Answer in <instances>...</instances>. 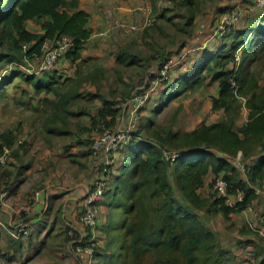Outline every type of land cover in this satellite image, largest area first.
Wrapping results in <instances>:
<instances>
[{"label": "trees", "instance_id": "trees-1", "mask_svg": "<svg viewBox=\"0 0 264 264\" xmlns=\"http://www.w3.org/2000/svg\"><path fill=\"white\" fill-rule=\"evenodd\" d=\"M193 1L171 0V5L189 6L193 21ZM167 16L166 13L156 14V24L163 27L173 24ZM251 16L254 18L250 19ZM251 16L243 20L247 22L244 29L236 27L224 36L233 34L229 48L225 45L214 52L207 51L190 74L176 81L171 77L152 94L166 102L162 105L166 106L183 93L199 91L210 80L218 87V96L211 99L212 110L223 111L225 118L211 124L204 121L189 132L153 130L155 125L143 123L144 118H141L137 137L119 152L123 155L121 166L112 165L107 173L108 187L100 204L107 212L96 229L93 264H236V257L222 248L204 218L221 214L229 220L232 213L247 209L256 198L250 185L264 177V157L261 158L264 156V84L261 85L254 69L251 70L258 64L264 66V11L257 10ZM90 19L91 14L80 9L79 0H0V69L5 65L13 66L8 75L0 76V99L5 98L7 88L16 78L31 83L40 78L25 73L20 66L25 65L26 56L32 58L40 54L46 40L69 36L75 45L63 59L78 61L92 35L87 29ZM31 21L40 32L28 27ZM257 22L259 25L255 26ZM156 24L151 31L162 30L161 26L156 28ZM240 48L244 50L238 63L236 52ZM181 50L174 52L175 55L181 56ZM124 56L125 52L118 54L117 61L123 63ZM150 77L154 78V74ZM233 77L240 85V97L245 99L244 105L249 111L248 120L241 126L238 121L243 102L233 94ZM36 85L43 87L41 81ZM178 87L182 91L179 89L175 96H169L170 91ZM46 89L57 90L52 85ZM67 104L68 99L61 96L59 107ZM116 105L114 99L105 100L94 117V125L102 120L116 127L120 116ZM143 110L147 112L146 107ZM15 141L11 131L0 134V148L12 147ZM166 147L181 149L176 163L165 160L163 150H171ZM239 153L243 155L244 171L234 164ZM253 155L259 158L249 161ZM12 157L13 153L8 164ZM2 167L0 165V171ZM218 177L228 182L231 195L237 191L243 193L244 200L238 202L235 209L213 191ZM207 178L210 181L208 189L204 190ZM4 186L12 193L11 184H2L0 178V190L5 189ZM122 197L124 202L120 201ZM114 207L121 209L117 226L119 237L116 248L110 251L108 239ZM90 235L91 232L87 237ZM65 236L68 242L73 239L69 229ZM7 258L10 261L16 259V255L10 253ZM69 262H76L71 255ZM260 264H264V260Z\"/></svg>", "mask_w": 264, "mask_h": 264}, {"label": "crops", "instance_id": "crops-1", "mask_svg": "<svg viewBox=\"0 0 264 264\" xmlns=\"http://www.w3.org/2000/svg\"><path fill=\"white\" fill-rule=\"evenodd\" d=\"M245 1V4L248 5L252 3L253 0H244V2ZM85 2H89V4H85ZM91 3L90 0H84V3L83 0H79L80 9L91 14L87 29L92 31L91 37L88 39L81 52V58L75 62L68 58L62 60L65 65L67 63H72L73 67L79 66V68L77 67V72H75V69H71V72L74 71V73H76L74 77H65L67 79L66 83L70 82L71 84L72 78H78V83L76 85L71 84L69 85L70 87L66 86L67 89H64L63 87L66 79H63L64 73L61 71V66L58 67V71H54L51 78L47 79V81L43 80V78H47V76L40 77L43 86L40 88L37 87L36 81L35 83H31L24 79L16 78L7 88L5 98L0 99L1 123L8 117L2 112V107H4L6 103L10 105V102L6 101L8 93L21 86L24 88L21 96L24 94L29 95L26 99L27 105L23 103L24 100L20 101L19 97L17 105H10L9 108L14 110V108L19 105L22 107V105L25 104L26 107L31 108L30 114H33V111H38L37 114H40L38 117L42 119L43 122V130L37 129L39 135H35V131L34 133L31 132L33 131L32 126L29 128V126H21L20 123L15 125L14 128H9L7 131L3 129V132H13L16 141L15 144L10 147L13 157L8 164L9 166L2 167L0 171L2 184L9 183L11 187H13L12 193L9 192L6 199V205L0 208V248L5 251L7 250L8 253L17 251L18 259H22L23 255L27 253H35V249H32L33 246L36 245L39 247L40 244L43 245L44 242L42 240L51 235V228L59 225L60 227L66 226L65 229H69L70 226H75V224H77L78 215L82 209V200L89 187L92 185V182L101 174L104 167V161L94 157L89 151L90 149L86 146L88 142L86 139H89L95 126V115L101 110L105 100H113L103 99L101 95H96V93H89L90 101H94L95 103L91 104L90 107L83 108L85 101L83 91L89 90L86 88H90V86L98 87L97 83L103 78L99 77L97 72L108 67V64L105 63L104 66L101 65L102 68L96 70L97 72L93 70L92 72H86L84 74L80 67L81 63L91 65L92 60L94 62L98 60L97 57H102L104 55L96 51L99 49L96 44H98V46L103 45L106 50L108 48V44H106L105 41L101 44L100 34L97 36L98 30H103V27L106 26L107 18H102L100 11L97 15L96 12L98 10L96 6ZM179 8H184V6H179ZM223 10L224 9L220 10V12ZM121 15L125 16L123 13H121ZM198 17L199 13L196 12L195 21L198 20ZM168 18L170 19L171 17L168 15ZM246 23V21H243L237 28L244 29ZM28 27L37 32L41 30L36 26V23L32 21L29 22ZM147 35L148 33L145 36ZM213 41L214 40H209V37H205V40L198 41L200 42L199 44L191 45V47H182L181 53L182 55L184 54V58L187 57V59L181 64L183 66L182 69L179 70L181 73L179 74L178 69L173 73V81L180 79L183 75L190 74L195 64L206 56V51L211 50L210 52H214L224 47L222 40ZM209 44L212 46H209ZM189 54H192V61L188 58ZM124 57L126 59L127 56ZM125 61H123V63ZM131 62H134V60L129 63ZM129 63L127 62L126 64L129 65ZM91 76L95 79L93 81L94 85L93 82L91 83ZM263 84L264 83L261 82V85ZM48 85L54 86L57 90L51 91L46 89ZM203 93L207 95L204 96ZM195 95L196 98L200 97L201 100L203 98L206 99V106L204 105L202 109L207 114V119H202L200 123L197 121L199 123H197L198 125L204 121L207 124H211L225 118V113L223 111L212 110L211 99L212 97L218 96L217 84L210 89L205 88ZM61 96L65 98L66 101L68 99V104L63 107H59V98ZM155 96L156 95H153L151 98ZM244 103L245 102H243L241 115L238 121L239 126L248 120L249 111ZM47 113L49 114L45 116ZM42 115H44L45 120L42 118ZM77 126H79V128H77ZM15 128L18 129L19 134L22 135L23 133L25 137L27 136V141L22 142L19 140L20 142H17L18 131L14 130ZM240 154L239 162L240 165L244 167L243 155L242 153ZM120 155L119 153L117 154V158L113 165H116L122 159L123 155ZM262 157L264 156H261V158ZM236 158L234 159V164L238 167L236 165ZM258 158V155H253L249 158V161ZM108 167L110 168L112 165ZM238 168L241 169L240 167ZM245 175L246 173H244V178H246ZM209 181L210 178H207V185L204 190L208 189ZM250 187L254 190L256 198L247 209L232 213L229 220L221 214L204 218L205 222L216 233L222 248L231 251L236 257V264H260L264 260V221L262 220V215H264V177L258 179L254 184H251ZM3 190H7V188L5 187ZM34 191H42V195L38 205L32 208L31 211L25 215L26 217H24V219L31 224L30 234L28 237H16L18 218L13 212L14 208H19L26 204L27 199ZM106 212V207L100 208V221L103 219ZM25 240H28V242ZM27 249L29 250L27 251ZM7 259L8 258L5 256L0 255V264H7Z\"/></svg>", "mask_w": 264, "mask_h": 264}, {"label": "rangeland", "instance_id": "rangeland-1", "mask_svg": "<svg viewBox=\"0 0 264 264\" xmlns=\"http://www.w3.org/2000/svg\"><path fill=\"white\" fill-rule=\"evenodd\" d=\"M90 1L92 2L91 4L96 6L98 10L96 14L98 15L100 11L101 17L107 18L105 24L106 26L103 27V30L101 29L98 30L99 32L97 36H99L101 32L108 33L107 38H104L102 36L100 37L101 44H103V42L105 41V43L108 44V48L106 50L103 45L98 46V44H96V46L99 48L96 51H99L104 55L102 57H97L98 60L94 62L92 60L91 65H85L84 63H81L80 67L82 68L83 74L86 72H92L93 70L96 71L98 70V68H102L101 65L104 66L105 63L108 64V67H105L106 69L103 68L98 72L96 71L99 77L103 78L101 81L97 83L98 87L90 86V88H86L89 90L83 91V95L85 96L83 108L90 107L91 104L95 103L94 101H90L89 93H94V94L96 93V95H101L103 99L104 98L114 99L116 101V104L125 101V99L129 98L137 90H140L141 88H145V86L151 79L150 76L158 71V67L160 66L161 59L165 58L166 56H172L171 54L175 55V53L179 51L182 47L185 46L191 47V45H195L197 43L199 44L200 42L198 41L205 40V37H209V40L211 41L222 40L224 46L226 45L228 46L227 48H229L231 42L233 41V36H232L233 34H230L227 38L217 36L215 34L218 27L219 19L222 17L223 14L225 15V13L233 11L232 13H236V14L244 12L242 16L244 17L243 18L244 20L248 16L253 15V13L252 14L249 13L250 10L248 11V9L250 7L252 8V6H254L255 4V0H253L252 3L249 2L250 4L248 5L245 4L246 1L244 2V0H194L192 3V7L194 6L193 10L195 11V13L196 12L199 13V17L198 20L195 21L194 18V20L191 21V15L193 12L189 10L190 8L189 6H184V8H179L177 5L174 6H172L171 4L167 5V2L169 0H90ZM85 4H89V2H85ZM141 6H146V7L150 6L151 9L154 11L153 15L155 17L156 14L166 13V15H169L171 17L170 19L172 20L173 24H169L167 25V27H163L162 24L155 23L156 28L161 26L162 30L156 29L151 31V28H153L155 25L154 24L150 28L139 29L137 31H133L130 33H127L125 30L121 28H114V29L112 28L117 22L123 20L129 21L130 23L138 26H142L143 17L137 12V8ZM168 7L171 8L165 9ZM222 9L224 10L220 12V10ZM257 10L263 11L262 9L260 8L257 9L256 6H254V11L256 12ZM121 13L125 14V16H122ZM252 18H254V16L250 17V19ZM242 21L237 25V27H239V25L243 23ZM258 23L259 22H257L255 26ZM147 33L149 34L145 36ZM250 39L251 37L249 38V40ZM91 44L94 45L93 43ZM210 45L211 44H209V46ZM242 49L244 50V48ZM243 50H241L240 48V50L236 52V54L238 53L239 55L238 62L241 61L242 58L241 51ZM122 52H125L127 56L125 59L126 61L124 63H119L116 60L117 55ZM188 58L189 60L192 61L193 59L192 54H189ZM186 59L187 57L185 58V60ZM132 60H134V62L129 63ZM127 62L129 63V65L126 64ZM58 67H61V71H63L64 73L63 79L67 76L74 77L76 73H74V71L71 72V69H75L76 70L75 72H77L78 70L77 67L79 68L78 65L77 67L76 66L73 67L72 63H67L65 65L64 61H61ZM182 67L183 66L179 64L176 66V69H178L179 71L180 69H182ZM12 68L13 66H6V65L2 66L0 69V76L8 75V72ZM253 69L257 77L260 79V82L264 83V66L262 67L260 64H258L255 67H253L251 70ZM56 70L58 71V69ZM65 72L67 73V75ZM53 73L54 72L47 73V78H43V80L47 81V79L51 78ZM180 73L181 72L179 71V74ZM90 78L92 83L95 79L93 76H91ZM78 80H79L78 78H74V79L72 78L71 84L76 85L78 83ZM36 81L37 82L41 81V78H36ZM66 82L67 79L65 80L64 83V87H63L64 89L65 88L67 89L66 86L71 85L70 82L68 83ZM214 85L215 84L210 83V80H208L207 85L202 89H200L199 91L205 88L210 89L214 87ZM19 87L13 89L12 92H9L8 96L6 97V101H9L10 105L12 106L17 105V100L19 99V97H20V101L24 100L23 103L27 105L26 99L29 97V95L24 94L25 93L24 92L23 93L24 95L21 96L24 88H22L21 86ZM179 89L180 88L178 87L170 91L169 96L171 95L175 96L177 92L179 93L178 91ZM180 91H182V89H180ZM199 91L195 93L192 92L183 93L181 94V96H178L177 98L171 100V102L169 101L170 104L168 102L166 106H162L166 102H163L162 100H158L157 98L153 97L148 101L146 105L147 112L145 113V110L142 111V118H144V120L143 119L141 120H143V123L144 122H147V124H150V122L153 123L155 125L153 130H155L156 128H164L167 129L165 130L166 132L170 129H172L173 131L189 132L192 129L197 128L199 126L198 124L202 119L204 118L207 119V114L202 109L204 108L206 99L203 98L201 100L200 97L196 98L195 95L196 93H199ZM203 95L206 96L207 94L203 93ZM167 98L169 99V97ZM25 104H23L22 107H20L19 105L18 107L14 108V110H11L9 108L10 107L9 103H6L5 106L2 107V112H4L5 115L8 117H6L5 120L0 123V134H2L3 129L7 131L9 128H14L15 125H18L20 123L21 126H29V128L30 126H32L33 131L31 132L34 133L35 131L36 132L35 135H39V133H37L38 132L37 129L39 128L40 130H43L42 119L38 117V115L40 114H37L38 111L36 112L33 111V114H30L31 108L26 107ZM48 114L49 113H47L45 116H47ZM121 116H122V112L120 111V118ZM42 118L45 120L44 115H42ZM197 121H199V123ZM141 122L142 121H140V124ZM77 128H79V126H77ZM14 130L18 131L17 128H15ZM92 133L90 134L89 139H86L88 141L86 143V146L90 149L89 150L90 152H91L92 140L96 135L95 126L93 128ZM17 136H18L17 142L19 140L25 142L28 139L27 136L25 137V134L23 133L22 135L19 134V131L17 133ZM166 148H169L174 151L175 150L181 151V149L176 147L174 148L166 147ZM121 161L122 160L118 162L120 166L122 163ZM1 191L2 190H0V192ZM119 198L120 196L118 197V199ZM120 201L124 202V197H122ZM111 214L113 220H112V228L109 230L108 244L110 246V251H113L116 248V243L119 237L117 226L121 214V209L118 207H114L111 210ZM71 227H75L77 228V230H79L78 220L75 226H70L69 228ZM54 228H51L50 230L51 235H49L48 238L42 240L44 242L43 245L40 244L39 247H37L36 245L33 246L32 249H35V251L39 249V252H35L37 254H35L34 252H30L23 255L22 259H18L17 258L18 252L15 251L14 253L16 255V259L10 261L7 259L6 260L7 264H71L69 262L70 255L76 261L75 263L72 264H82L80 255L75 254V251L73 250L75 249V247L74 248L72 247L74 244L77 243V241H79L75 239L77 238L76 235L78 234L76 233L75 237H73L74 240L70 239L68 242L65 236L66 226L60 227L59 225H57ZM25 241L28 242V240ZM95 242L97 243V240ZM28 250L29 249H27V251ZM7 253H8L7 250L5 251L0 248V255H3L7 258V255H10L11 252H9L8 254ZM86 257L89 258L87 254Z\"/></svg>", "mask_w": 264, "mask_h": 264}, {"label": "built area", "instance_id": "built-area-1", "mask_svg": "<svg viewBox=\"0 0 264 264\" xmlns=\"http://www.w3.org/2000/svg\"><path fill=\"white\" fill-rule=\"evenodd\" d=\"M171 4V0L167 2V5ZM256 8H260L264 11V0H255ZM254 6L250 7L249 13H254ZM247 11V12H248ZM254 11V12H253ZM137 12L143 17V25L138 26L123 20L117 22L112 28H121L127 33L137 31L153 26L157 19L153 15V11L149 6H141L137 8ZM230 11L219 19L216 35L224 37L232 32L237 25L243 20L242 13H232ZM102 37H108L107 32L100 33ZM200 41V40H199ZM75 42L67 35H59L54 40H46L41 48L40 54H34L32 58L25 57V65H21L20 69L25 73L33 76L40 77L44 74L54 72L58 69L59 63L63 60L65 55L74 48ZM26 48V47H25ZM185 55L166 56L161 59L158 71L154 74V78L150 79L145 88H141L134 92L129 98L123 102L117 103L116 107L122 112V116H119V122L116 127H110L105 122L100 121L95 125L96 135L92 140L91 153L94 157L104 161V167L101 174L95 178L92 185L89 187L85 197L82 200V209L78 215V228H69V235L73 238L76 233L79 237L75 238L77 241L72 247L75 254L80 255L82 264H93V256L97 243L96 229L100 221V204L104 199L105 190L108 187L107 173L110 165L115 163L117 154L129 143H131L137 137V130L142 118V110L146 107L148 101L151 99L152 94L164 83L168 82L173 73L176 70V66L183 64L185 61ZM236 61H239V55L236 54ZM239 63V62H238ZM233 94L239 98L242 102L245 99L240 97L239 90L240 85L237 83L235 77L231 78ZM12 149L8 146H2L0 148V165L6 166L11 158ZM163 156L167 162L174 164L180 157L179 151L163 150ZM240 156L236 165L244 171V167L240 165ZM213 190L221 198L227 206L232 209L236 208V204L244 200V195L241 191H237L235 195H231L229 192L228 182L222 178H216ZM9 190H3L0 192V208L6 205V199L9 195ZM42 191H35L27 199V203L19 208H14V213L18 218V225L16 227V237L28 236L31 228L29 221L24 219L25 215L36 207L40 201ZM264 221V215H262ZM91 232V235H87ZM74 240V238H73ZM86 244V245H85ZM86 254L89 258L86 257ZM88 259V261H87Z\"/></svg>", "mask_w": 264, "mask_h": 264}]
</instances>
